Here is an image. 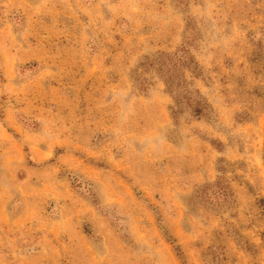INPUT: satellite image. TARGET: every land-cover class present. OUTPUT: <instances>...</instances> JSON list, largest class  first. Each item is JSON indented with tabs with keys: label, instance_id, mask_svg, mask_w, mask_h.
Here are the masks:
<instances>
[{
	"label": "rangeland",
	"instance_id": "rangeland-1",
	"mask_svg": "<svg viewBox=\"0 0 264 264\" xmlns=\"http://www.w3.org/2000/svg\"><path fill=\"white\" fill-rule=\"evenodd\" d=\"M0 264H264V0H0Z\"/></svg>",
	"mask_w": 264,
	"mask_h": 264
},
{
	"label": "trees",
	"instance_id": "trees-1",
	"mask_svg": "<svg viewBox=\"0 0 264 264\" xmlns=\"http://www.w3.org/2000/svg\"><path fill=\"white\" fill-rule=\"evenodd\" d=\"M141 65L145 69H155L156 72L161 74L166 88L173 96L177 107V110H171L173 118L178 113L180 105L190 107L196 114L201 113L207 107L197 96L198 91L191 90L184 79L182 72L184 68L197 69L194 59L184 46L172 54H162L159 57H155L152 61L147 59ZM220 195L224 200L230 195V190L226 185L222 187Z\"/></svg>",
	"mask_w": 264,
	"mask_h": 264
}]
</instances>
